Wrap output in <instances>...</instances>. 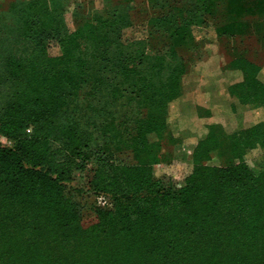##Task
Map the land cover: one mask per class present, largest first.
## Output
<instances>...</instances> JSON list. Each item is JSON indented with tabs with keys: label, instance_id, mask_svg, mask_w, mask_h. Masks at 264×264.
Returning <instances> with one entry per match:
<instances>
[{
	"label": "trees",
	"instance_id": "trees-1",
	"mask_svg": "<svg viewBox=\"0 0 264 264\" xmlns=\"http://www.w3.org/2000/svg\"><path fill=\"white\" fill-rule=\"evenodd\" d=\"M132 1L105 0L73 28L49 0L0 14V135L11 142L0 143V264H264L261 65L248 51L228 64L240 71L231 107L251 110L244 127L184 139L170 116L195 27L213 16L218 36L264 44V0H196L126 42ZM166 144L188 168L181 180L156 171ZM84 171L87 193L107 199L86 218L66 192Z\"/></svg>",
	"mask_w": 264,
	"mask_h": 264
},
{
	"label": "rangeland",
	"instance_id": "rangeland-1",
	"mask_svg": "<svg viewBox=\"0 0 264 264\" xmlns=\"http://www.w3.org/2000/svg\"><path fill=\"white\" fill-rule=\"evenodd\" d=\"M26 1L28 0H0V14H10L9 11L12 3ZM104 2L105 0H49L51 7L58 6V13L71 28L74 25H82L92 12L104 7ZM168 3V7L161 10L158 7H153L148 0H133L130 3L129 10L131 24L124 29L123 40L130 42L151 36L154 30L149 25L150 18L164 11H177L176 9L183 5L193 7L196 4V0H169ZM13 14H15V11ZM16 16H18V13L14 17ZM194 32L197 37V46L193 50L183 53L186 73L182 77V96L171 104L170 109L173 132L184 139L191 137L202 138L207 135L209 125L208 122L201 120V117L210 115L211 111L216 112L215 115H212L213 122L216 121L215 124L219 125L224 131L225 127L228 131H230L229 129L238 127L236 120H232L230 123L228 121L230 125H226L227 121L221 118L219 109L217 111V105L225 104L228 97L231 99V102L227 105H222L221 112L239 114L243 117L240 128L244 127L248 111L251 110L246 106L238 104L237 111H233L234 109L231 107L233 99L230 93H227L228 86L240 79V71L227 69L235 71V74L228 75L225 73V69L234 55L240 51H248L247 46L259 47L256 38L241 41L238 38L218 36L214 29L213 16H208L206 18V25L204 27H195ZM4 54L2 49H0V62L3 60ZM259 56L260 60L264 62V49L261 48L260 51L251 50V57L257 58ZM227 62L228 64H226ZM262 76L264 79L263 72ZM209 98L213 107H216L215 109L213 107L208 109L202 106L204 102L209 101ZM7 100V96L0 97V105H4ZM196 104L197 109L195 108ZM262 110L254 109L250 122L262 117ZM71 119L72 114L70 111L62 110L56 117V122L61 126H65ZM262 151L261 148H256L249 155L255 156ZM215 163L221 164L220 161H215ZM187 170L188 168L186 169L182 164L178 150L174 146L166 144L162 149V161L156 166L157 173L159 175L174 176L181 180ZM87 179L86 172L84 171V173L80 174L66 186L67 194L82 205V215L84 218L91 216L90 210L94 198V196L87 193Z\"/></svg>",
	"mask_w": 264,
	"mask_h": 264
},
{
	"label": "crops",
	"instance_id": "crops-1",
	"mask_svg": "<svg viewBox=\"0 0 264 264\" xmlns=\"http://www.w3.org/2000/svg\"><path fill=\"white\" fill-rule=\"evenodd\" d=\"M248 47V56L252 59V60H254L255 62H257L259 65H261V67H262V72H263V74H264V62L263 61H261L260 60V56L259 57H257V58H253V57H251V50H257V51H260L261 50V48L262 49H264V44H261V43H259V47L257 46V48H255L254 46L253 47H249V46H247ZM226 64H228V62L226 63ZM227 69H230L229 67H227L226 69H225V73L226 74H228V75H231V74H235V71H230V70H233V69H230V70H227ZM237 81V80H236ZM236 81H234V82H236ZM232 84V83H231ZM230 84V85H231ZM229 85V86H230ZM229 86H228V88H227V93H229ZM230 98L228 97V100H227V102L225 103V104H222V105H227V104H229L230 102H231V99L229 100ZM208 102V103H207ZM200 104V103H199ZM221 104L220 105H217V111H218V109H219V113H220V115H221V118H223L225 121H227V123H226V125L227 124H229L230 123V121H232V120H236V122H237V124H238V127H235V128H232V129H229L230 131H228L227 129H226V127H225V130H227V132H232V131H235V130H237V129H239L240 128V124H242V122H243V117L242 116H240L239 114H226V113H224V112H221V106H222ZM202 106H205V108H208V109H210V108H212L213 107V105H212V103H211V101H210V98H209V101H206V102H204L203 103V105ZM195 108L197 109V104L195 105ZM216 107H213V109H215ZM201 109H203V108H201ZM213 109H211V110H213ZM210 112V111H209ZM211 114L210 115H207V116H203V117H201V120H204L205 122H208V125H210V124H213V123H216V121L215 122H213V117H212V115H215V111L214 112H210ZM228 121H229V123H228ZM230 125V124H229ZM209 127V126H208Z\"/></svg>",
	"mask_w": 264,
	"mask_h": 264
},
{
	"label": "built area",
	"instance_id": "built-area-1",
	"mask_svg": "<svg viewBox=\"0 0 264 264\" xmlns=\"http://www.w3.org/2000/svg\"><path fill=\"white\" fill-rule=\"evenodd\" d=\"M0 143H2V144H5V145H10L11 144V142H9V140L6 138V137H4V136H2V135H0ZM94 201H95V205H97V206H105V204L107 203V199H106V197L104 196V195H97V196H95L94 197Z\"/></svg>",
	"mask_w": 264,
	"mask_h": 264
}]
</instances>
